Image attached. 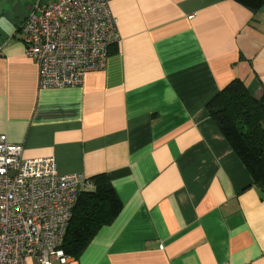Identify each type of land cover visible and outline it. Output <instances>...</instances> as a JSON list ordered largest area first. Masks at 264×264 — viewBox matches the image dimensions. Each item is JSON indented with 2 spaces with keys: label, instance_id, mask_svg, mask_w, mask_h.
Returning a JSON list of instances; mask_svg holds the SVG:
<instances>
[{
  "label": "crops",
  "instance_id": "0c3cea01",
  "mask_svg": "<svg viewBox=\"0 0 264 264\" xmlns=\"http://www.w3.org/2000/svg\"><path fill=\"white\" fill-rule=\"evenodd\" d=\"M8 3L0 134L60 173H104L121 202L64 264H264V192L206 110L236 78L264 96V1L109 0L119 40L106 68L53 89L38 88L20 32L36 2L15 16Z\"/></svg>",
  "mask_w": 264,
  "mask_h": 264
},
{
  "label": "built area",
  "instance_id": "2783aa9c",
  "mask_svg": "<svg viewBox=\"0 0 264 264\" xmlns=\"http://www.w3.org/2000/svg\"><path fill=\"white\" fill-rule=\"evenodd\" d=\"M20 32L39 89L81 86L87 72L106 68L119 40L109 0H37ZM22 151L0 134V264H64L74 206L93 182L58 172L53 156L24 158Z\"/></svg>",
  "mask_w": 264,
  "mask_h": 264
},
{
  "label": "trees",
  "instance_id": "16d2710c",
  "mask_svg": "<svg viewBox=\"0 0 264 264\" xmlns=\"http://www.w3.org/2000/svg\"><path fill=\"white\" fill-rule=\"evenodd\" d=\"M257 11L264 0H234ZM206 110L240 159L254 185L264 192V96L256 98L240 79L231 80L207 103ZM93 188L80 193L62 245L77 256L98 230L118 214L121 202L104 173L89 178Z\"/></svg>",
  "mask_w": 264,
  "mask_h": 264
},
{
  "label": "rangeland",
  "instance_id": "374dc122",
  "mask_svg": "<svg viewBox=\"0 0 264 264\" xmlns=\"http://www.w3.org/2000/svg\"><path fill=\"white\" fill-rule=\"evenodd\" d=\"M26 1L27 0H18L17 1V5L14 8L13 7V4H12L13 0H11V3H8L7 4V6L9 7V9L7 7L6 11L10 12V14L11 15H14V16L16 15V13L14 14V12H16L17 10L20 12L19 14H23L25 12V7H26L25 2ZM28 1H34V2H36L37 0H28ZM46 1H50V0H42V3H45ZM29 260H30V258L27 260V263H29Z\"/></svg>",
  "mask_w": 264,
  "mask_h": 264
}]
</instances>
